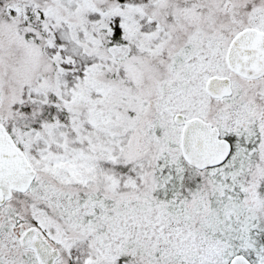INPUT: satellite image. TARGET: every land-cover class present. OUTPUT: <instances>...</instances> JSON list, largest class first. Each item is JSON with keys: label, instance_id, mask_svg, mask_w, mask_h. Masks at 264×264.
I'll list each match as a JSON object with an SVG mask.
<instances>
[{"label": "snow or ice", "instance_id": "obj_1", "mask_svg": "<svg viewBox=\"0 0 264 264\" xmlns=\"http://www.w3.org/2000/svg\"><path fill=\"white\" fill-rule=\"evenodd\" d=\"M0 264H264V0H0Z\"/></svg>", "mask_w": 264, "mask_h": 264}]
</instances>
